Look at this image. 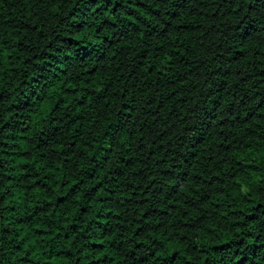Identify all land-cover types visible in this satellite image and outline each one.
Returning <instances> with one entry per match:
<instances>
[{
	"label": "trees",
	"instance_id": "obj_1",
	"mask_svg": "<svg viewBox=\"0 0 264 264\" xmlns=\"http://www.w3.org/2000/svg\"><path fill=\"white\" fill-rule=\"evenodd\" d=\"M0 264H264V0H0Z\"/></svg>",
	"mask_w": 264,
	"mask_h": 264
}]
</instances>
